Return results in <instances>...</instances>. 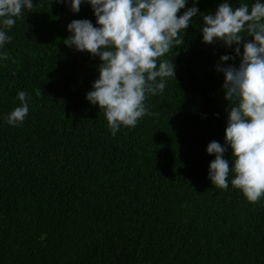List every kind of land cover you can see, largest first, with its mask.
Returning a JSON list of instances; mask_svg holds the SVG:
<instances>
[{
  "label": "trees",
  "instance_id": "trees-1",
  "mask_svg": "<svg viewBox=\"0 0 264 264\" xmlns=\"http://www.w3.org/2000/svg\"><path fill=\"white\" fill-rule=\"evenodd\" d=\"M221 2L197 7L214 13ZM33 4L0 62V117L20 105L19 90L30 97L22 124L0 118V264H264V196L252 203L231 185L230 147L228 188L208 179L206 146L224 145L230 105L215 65L232 49L202 42L193 17L158 59L172 61L175 79L146 95L153 115L112 135L85 99L102 61L63 42L73 19L96 26L91 7Z\"/></svg>",
  "mask_w": 264,
  "mask_h": 264
},
{
  "label": "clouds",
  "instance_id": "clouds-1",
  "mask_svg": "<svg viewBox=\"0 0 264 264\" xmlns=\"http://www.w3.org/2000/svg\"><path fill=\"white\" fill-rule=\"evenodd\" d=\"M78 13L82 4L91 7L95 24L73 19L64 44L98 56V77L85 99L103 111L112 135L121 126L135 127L145 115H153L146 95L162 93L165 78L175 79L174 64L159 60L180 44V34L202 17V42L219 41L232 49L219 57L216 70L223 73L222 88L230 102L224 145L210 141L206 152L215 158L208 165V179L220 189L229 186V161L223 156L231 148V185L252 203L264 196V0L241 2L233 7L223 0L214 13H200L199 0H58ZM34 7L33 0H0V62L13 36L17 19ZM184 11L178 16L179 10ZM251 36V40H245ZM241 48L243 51H241ZM239 57V64H225ZM157 78H160L159 80ZM39 94V91L37 92ZM20 105L2 118L9 125L22 124L29 113L30 97L17 92ZM234 158V159H233Z\"/></svg>",
  "mask_w": 264,
  "mask_h": 264
}]
</instances>
